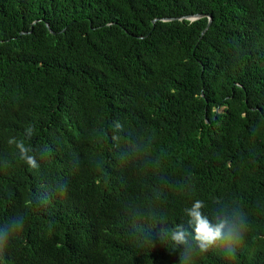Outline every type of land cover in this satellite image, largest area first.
I'll use <instances>...</instances> for the list:
<instances>
[{
    "label": "trees",
    "instance_id": "obj_1",
    "mask_svg": "<svg viewBox=\"0 0 264 264\" xmlns=\"http://www.w3.org/2000/svg\"><path fill=\"white\" fill-rule=\"evenodd\" d=\"M0 264H264V0H0Z\"/></svg>",
    "mask_w": 264,
    "mask_h": 264
},
{
    "label": "water",
    "instance_id": "obj_2",
    "mask_svg": "<svg viewBox=\"0 0 264 264\" xmlns=\"http://www.w3.org/2000/svg\"><path fill=\"white\" fill-rule=\"evenodd\" d=\"M202 18H207V25H206V27L203 29V31L200 34V38H201L204 35V33L206 32V30L208 29V27H209V25L211 23V18L209 16H205V15H193V16L183 17V18H180V19H162L160 21H162V22H168V21H174V20H178V21H180V20H186V21H189V22H193V21H196V20H199V19H202ZM155 22H156V20H153L152 21V24H154ZM47 28H48V26H47ZM49 32L52 35H54V33L51 32L50 30H49Z\"/></svg>",
    "mask_w": 264,
    "mask_h": 264
}]
</instances>
